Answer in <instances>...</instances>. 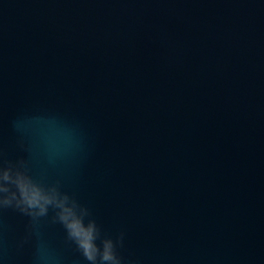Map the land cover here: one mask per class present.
<instances>
[{"label":"water","instance_id":"95a60500","mask_svg":"<svg viewBox=\"0 0 264 264\" xmlns=\"http://www.w3.org/2000/svg\"><path fill=\"white\" fill-rule=\"evenodd\" d=\"M0 264H264V0H0Z\"/></svg>","mask_w":264,"mask_h":264},{"label":"clouds","instance_id":"9594fccd","mask_svg":"<svg viewBox=\"0 0 264 264\" xmlns=\"http://www.w3.org/2000/svg\"><path fill=\"white\" fill-rule=\"evenodd\" d=\"M70 227L74 230V234L77 236H82L83 237V244L82 246L85 248L86 250V254H88V250L90 249L91 245L89 243L90 240V233L87 232H83L78 224H71ZM89 258H91L90 254H89ZM109 256H105V259H109Z\"/></svg>","mask_w":264,"mask_h":264}]
</instances>
